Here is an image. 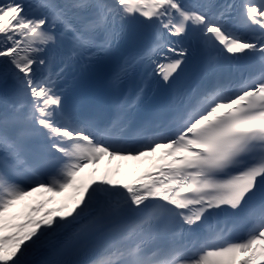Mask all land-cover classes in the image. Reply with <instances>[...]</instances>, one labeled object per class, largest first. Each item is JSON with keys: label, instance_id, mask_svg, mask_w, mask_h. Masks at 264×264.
<instances>
[{"label": "snow or ice", "instance_id": "6c2138e0", "mask_svg": "<svg viewBox=\"0 0 264 264\" xmlns=\"http://www.w3.org/2000/svg\"><path fill=\"white\" fill-rule=\"evenodd\" d=\"M0 264H264V0H0Z\"/></svg>", "mask_w": 264, "mask_h": 264}, {"label": "rangeland", "instance_id": "374dc122", "mask_svg": "<svg viewBox=\"0 0 264 264\" xmlns=\"http://www.w3.org/2000/svg\"><path fill=\"white\" fill-rule=\"evenodd\" d=\"M140 166H141V164L136 161L132 167L126 168L124 170H127V171H135ZM103 167H104V162L102 161L101 164L99 165V174H102V168Z\"/></svg>", "mask_w": 264, "mask_h": 264}, {"label": "bare ground", "instance_id": "6f19581e", "mask_svg": "<svg viewBox=\"0 0 264 264\" xmlns=\"http://www.w3.org/2000/svg\"><path fill=\"white\" fill-rule=\"evenodd\" d=\"M131 161L132 160H121V165L123 164V166H129V165H131ZM107 173L109 174V175H111L112 177H115V176H117V174L116 175H113L112 174V172H110V171H107Z\"/></svg>", "mask_w": 264, "mask_h": 264}]
</instances>
